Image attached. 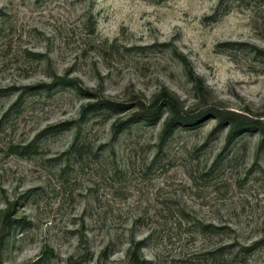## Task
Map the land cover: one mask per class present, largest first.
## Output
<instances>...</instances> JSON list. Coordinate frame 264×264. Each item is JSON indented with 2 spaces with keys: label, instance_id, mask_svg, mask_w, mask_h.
Returning <instances> with one entry per match:
<instances>
[{
  "label": "rangeland",
  "instance_id": "rangeland-1",
  "mask_svg": "<svg viewBox=\"0 0 264 264\" xmlns=\"http://www.w3.org/2000/svg\"><path fill=\"white\" fill-rule=\"evenodd\" d=\"M263 132L264 0H0L1 264H264Z\"/></svg>",
  "mask_w": 264,
  "mask_h": 264
},
{
  "label": "trees",
  "instance_id": "trees-1",
  "mask_svg": "<svg viewBox=\"0 0 264 264\" xmlns=\"http://www.w3.org/2000/svg\"><path fill=\"white\" fill-rule=\"evenodd\" d=\"M69 85H74V81L70 80L67 82ZM172 106L173 116L170 119V121L166 125V132H171L173 128L182 126V125H189L191 122L195 119V117H191L186 113H181L177 107ZM137 112L135 113V121H141V120H148L150 118H153L155 114L157 115V109H158V103L146 105L144 103H139L136 105ZM127 109V106L123 103L114 102L111 100L103 99L100 100L94 104H90L87 108H85V111H98V110H107L114 113H123ZM213 117L216 119H219V121L222 123L224 121L223 113L219 110H213ZM229 125H230V132H229V139L230 141L233 140L236 136H238L241 131L244 129V127H247L250 124H245L244 122H239L238 120H234L229 118ZM256 126H263L260 122H254ZM264 134V132H263ZM1 264V263H0Z\"/></svg>",
  "mask_w": 264,
  "mask_h": 264
}]
</instances>
